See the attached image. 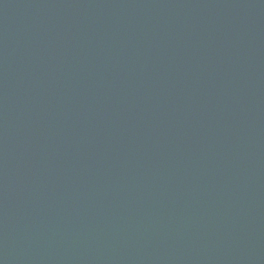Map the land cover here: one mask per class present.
<instances>
[{"label":"water","instance_id":"water-1","mask_svg":"<svg viewBox=\"0 0 264 264\" xmlns=\"http://www.w3.org/2000/svg\"><path fill=\"white\" fill-rule=\"evenodd\" d=\"M0 264H264V0H0Z\"/></svg>","mask_w":264,"mask_h":264}]
</instances>
